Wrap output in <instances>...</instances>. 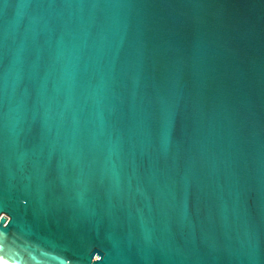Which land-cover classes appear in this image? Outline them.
<instances>
[{"label": "water", "instance_id": "95a60500", "mask_svg": "<svg viewBox=\"0 0 264 264\" xmlns=\"http://www.w3.org/2000/svg\"><path fill=\"white\" fill-rule=\"evenodd\" d=\"M0 258L264 264V0H0Z\"/></svg>", "mask_w": 264, "mask_h": 264}, {"label": "bare ground", "instance_id": "6f19581e", "mask_svg": "<svg viewBox=\"0 0 264 264\" xmlns=\"http://www.w3.org/2000/svg\"><path fill=\"white\" fill-rule=\"evenodd\" d=\"M0 264H11V263L3 260L2 258H0Z\"/></svg>", "mask_w": 264, "mask_h": 264}]
</instances>
